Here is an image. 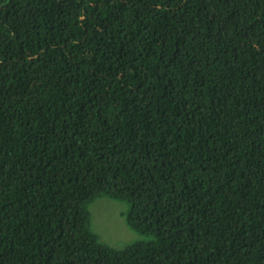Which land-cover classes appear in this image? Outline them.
Returning a JSON list of instances; mask_svg holds the SVG:
<instances>
[{"label": "trees", "instance_id": "16d2710c", "mask_svg": "<svg viewBox=\"0 0 264 264\" xmlns=\"http://www.w3.org/2000/svg\"><path fill=\"white\" fill-rule=\"evenodd\" d=\"M0 264H264V0H0Z\"/></svg>", "mask_w": 264, "mask_h": 264}, {"label": "rangeland", "instance_id": "374dc122", "mask_svg": "<svg viewBox=\"0 0 264 264\" xmlns=\"http://www.w3.org/2000/svg\"><path fill=\"white\" fill-rule=\"evenodd\" d=\"M119 203L124 204L126 210V203L106 197L97 198L89 205L91 229L98 234L101 242L115 248H121L138 237L136 232L127 227L124 218L119 217L124 207Z\"/></svg>", "mask_w": 264, "mask_h": 264}]
</instances>
